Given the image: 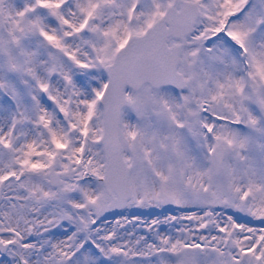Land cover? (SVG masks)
Listing matches in <instances>:
<instances>
[{
	"label": "snow or ice",
	"instance_id": "snow-or-ice-1",
	"mask_svg": "<svg viewBox=\"0 0 264 264\" xmlns=\"http://www.w3.org/2000/svg\"><path fill=\"white\" fill-rule=\"evenodd\" d=\"M0 264H264V0H0Z\"/></svg>",
	"mask_w": 264,
	"mask_h": 264
}]
</instances>
